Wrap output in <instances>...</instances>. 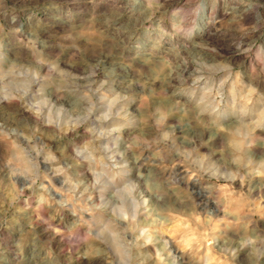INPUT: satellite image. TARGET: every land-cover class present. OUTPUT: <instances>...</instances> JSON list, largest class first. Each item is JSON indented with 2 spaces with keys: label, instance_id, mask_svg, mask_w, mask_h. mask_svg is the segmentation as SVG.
<instances>
[{
  "label": "clouds",
  "instance_id": "clouds-1",
  "mask_svg": "<svg viewBox=\"0 0 264 264\" xmlns=\"http://www.w3.org/2000/svg\"><path fill=\"white\" fill-rule=\"evenodd\" d=\"M0 264H264V0H0Z\"/></svg>",
  "mask_w": 264,
  "mask_h": 264
}]
</instances>
